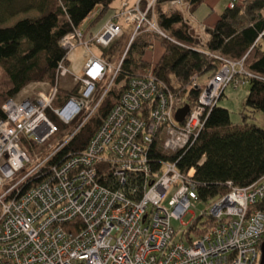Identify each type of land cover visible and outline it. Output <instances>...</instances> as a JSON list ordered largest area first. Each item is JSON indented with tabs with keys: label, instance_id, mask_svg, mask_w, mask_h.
Returning a JSON list of instances; mask_svg holds the SVG:
<instances>
[{
	"label": "built area",
	"instance_id": "obj_1",
	"mask_svg": "<svg viewBox=\"0 0 264 264\" xmlns=\"http://www.w3.org/2000/svg\"><path fill=\"white\" fill-rule=\"evenodd\" d=\"M156 2L147 0L145 11L139 4L129 8L123 2L93 36L85 37V28L68 34L61 41L67 56L49 93L11 98L3 105L0 264H261L264 177L246 188L230 184L227 194L209 202L200 218L214 223L196 236L190 231L196 219L184 222L193 203L200 202L196 170L184 173L177 163L150 161L156 144L167 156L190 147L225 89L256 77L247 72L244 60L212 55L221 67L214 75L192 77L189 87L201 94L183 123L176 114L186 105L176 89L152 71L132 78L85 152L54 164L97 113L121 72L123 61L112 64L95 55L91 46L109 48L124 36L125 26L134 30L132 41L141 30L166 37L155 20ZM101 12L96 9L88 24ZM167 12L181 14L203 46L211 41L209 29L194 19L188 3L172 1ZM79 49L85 58L81 76L75 77L66 62L71 64ZM69 77L77 83V93L55 108L60 83ZM48 112L62 125L79 124L47 155L32 154L29 143L43 147L59 133ZM173 222H179L180 231Z\"/></svg>",
	"mask_w": 264,
	"mask_h": 264
},
{
	"label": "trees",
	"instance_id": "obj_2",
	"mask_svg": "<svg viewBox=\"0 0 264 264\" xmlns=\"http://www.w3.org/2000/svg\"><path fill=\"white\" fill-rule=\"evenodd\" d=\"M117 1L0 0V68L3 71V80H0V118L3 117V105L30 84L54 85L57 70L67 56L61 46L62 39L82 28L86 29L85 37L93 36L92 30L100 20L110 13L111 17L117 11L114 6ZM172 1L177 0H157L154 11L157 25L166 37L143 30L137 34L127 51L121 72L99 110L60 151L54 164H63L85 152L108 115L119 104L132 78L152 71L158 80L176 89L184 105L193 107L201 93L189 87L192 77L214 75L221 67V63L212 55L234 61L244 60L247 72L256 76L245 78L250 85L245 110L251 113L252 119L255 113L264 114V80L258 79H264V0H243L233 9L227 8L215 28H208L212 39L205 46L199 45L181 14L167 12V5ZM181 1L191 6L194 15L206 0ZM141 3L146 9V1ZM98 8H102L101 14L89 25V17ZM32 12L39 16L7 26L14 18ZM150 18L153 19L152 13ZM156 41H160L164 53L157 63H152L145 56L154 48ZM118 46L117 43L103 50L101 58L113 61L119 52ZM66 66L71 64L66 62ZM77 90L78 87L71 92L60 90L54 107L61 106ZM224 96L225 93L222 98ZM219 104L205 119L199 137L186 150L167 156L156 148V144L150 152V161L155 163L162 160L177 163L184 173L194 168L197 193L200 202L204 203L227 194L230 184L235 188H246L264 177V129L249 123V116L245 113L243 124L234 125L230 112L219 107ZM50 113H47L48 116L59 127L55 137L63 135V139L71 126L60 124ZM27 149L32 153L44 152V148L30 143ZM213 223L212 219L196 218L190 231L196 236L202 235Z\"/></svg>",
	"mask_w": 264,
	"mask_h": 264
},
{
	"label": "rangeland",
	"instance_id": "obj_3",
	"mask_svg": "<svg viewBox=\"0 0 264 264\" xmlns=\"http://www.w3.org/2000/svg\"><path fill=\"white\" fill-rule=\"evenodd\" d=\"M143 0H138L136 3L130 4L128 1V7L129 8H136L137 5L141 8V11H145L142 7V2ZM147 3V0H144ZM230 0H206L203 2L196 12L194 13V19L200 23H203L207 28L209 29H214L221 13L224 11L226 6L228 5ZM125 2V3H126ZM121 3V0H118L115 3V7L119 6ZM147 7V5H146ZM123 8V6H121ZM231 8V7H230ZM232 9V8H231ZM115 13V12H114ZM111 14V13H110ZM110 14H108L105 18L101 19L100 22L95 26L93 29V33H98L100 28L107 22L110 18ZM39 15L35 12L29 13V14H22L13 20H11L7 26L14 25L17 23L19 20H23L26 18H36ZM119 23H124V19H120ZM125 26V23L123 24ZM125 31L124 36L116 39L111 46L115 44H119V52L115 56L113 61H109L112 64H119L121 61L124 62V59L127 55L128 48L130 47V44L132 42V36L134 30L133 29H128L126 26L123 28ZM199 45L201 44L199 41H197ZM198 45V46H199ZM202 45V44H201ZM200 45V46H201ZM110 46V47H111ZM199 46V47H200ZM109 47V48H110ZM198 47V48H199ZM107 49H101L96 46H91V51L97 55L98 57H102V53H104L103 50H108ZM83 50V49H82ZM164 53L163 46L161 45L160 41H156L155 46L152 50H149L146 54V59L152 63H157L162 55ZM85 58V53L83 51V59ZM73 62V59H71V64ZM72 73L75 75V77H80L82 74V69L75 71L71 65ZM2 69L0 68V80L3 78L2 74ZM243 77V76H241ZM3 80V79H2ZM1 80V81H2ZM241 85V84H240ZM77 83L74 81L73 78L69 77L66 79H63L60 83V90L65 91V92H71L74 89L77 88ZM250 85L245 84L240 87L234 88L233 86H230L225 89V96L222 98L220 101L219 107L227 109L230 112L231 115V121L234 125H242L243 124V114L245 113L247 116H249L248 122L249 123H255L259 127L264 129V114L261 112L253 114L255 117L252 119V115L248 110H245V102L248 97ZM34 91V92H33ZM38 92H44V93H49V83H39L38 84H30L27 86V88L24 89V91L18 95V97H12V98H17V99H23L27 97H34L37 95ZM10 100V99H9ZM52 119V118H50ZM79 123L76 122L73 126L69 127L67 130L66 134L71 133L78 125ZM61 136L53 137L46 145H44L42 148H44V155H47L49 152L54 150L58 144L61 142ZM52 148V149H51ZM33 154V153H32ZM38 155V153H35ZM41 154V153H40ZM173 195V191L167 196V200L165 202V205L168 203V200L171 199ZM208 203L204 202H194L193 207L190 209V213L184 218V222L187 224H190L193 219L199 218L203 212L207 210ZM173 227L174 229L178 232L181 229V226L179 222H173ZM180 238V236H179Z\"/></svg>",
	"mask_w": 264,
	"mask_h": 264
},
{
	"label": "crops",
	"instance_id": "obj_4",
	"mask_svg": "<svg viewBox=\"0 0 264 264\" xmlns=\"http://www.w3.org/2000/svg\"><path fill=\"white\" fill-rule=\"evenodd\" d=\"M128 1L130 4L132 3H136L138 0H121V3L119 6L115 7L117 8V11L121 9V6H122V3L123 2H126ZM243 0H230L228 5L226 6V8L224 9V11L227 9V8H230V5L231 4H240ZM116 11V12H117ZM223 11V12H224ZM223 12L221 13V15L223 14ZM220 15V17H221ZM219 17V19H220ZM219 21V20H218ZM102 28V27H101ZM100 28V29H101ZM93 31V30H92ZM91 34H95V33H91ZM73 62H72V67L73 69H75V71H78V70H81L83 68V65H84V59H83V50L82 49H79L74 55H73Z\"/></svg>",
	"mask_w": 264,
	"mask_h": 264
},
{
	"label": "water",
	"instance_id": "obj_5",
	"mask_svg": "<svg viewBox=\"0 0 264 264\" xmlns=\"http://www.w3.org/2000/svg\"><path fill=\"white\" fill-rule=\"evenodd\" d=\"M189 112H190V106L189 105H186L184 108L180 109L177 112V114H176V120L179 123H183L185 121L186 117L188 116ZM261 251H262L261 264H264V244L262 246Z\"/></svg>",
	"mask_w": 264,
	"mask_h": 264
}]
</instances>
